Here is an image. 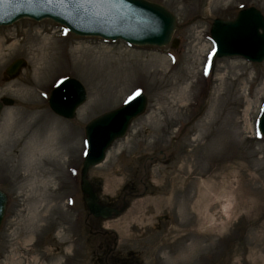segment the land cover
Returning a JSON list of instances; mask_svg holds the SVG:
<instances>
[{
	"label": "rangeland",
	"instance_id": "374dc122",
	"mask_svg": "<svg viewBox=\"0 0 264 264\" xmlns=\"http://www.w3.org/2000/svg\"><path fill=\"white\" fill-rule=\"evenodd\" d=\"M149 1L176 16L175 48L86 38L50 19L0 25V99H13L0 110V264H112L129 250L147 264H264V138L255 124L264 60L222 56L205 70L212 21L249 6L264 17V0ZM19 58L26 64L9 77ZM66 76L86 90L71 118L47 102ZM137 92L144 112L87 172L100 202L124 210L93 217L80 190L85 125Z\"/></svg>",
	"mask_w": 264,
	"mask_h": 264
},
{
	"label": "water",
	"instance_id": "95a60500",
	"mask_svg": "<svg viewBox=\"0 0 264 264\" xmlns=\"http://www.w3.org/2000/svg\"><path fill=\"white\" fill-rule=\"evenodd\" d=\"M22 17L35 20L50 18L74 34L99 36L103 39H121L136 45L178 46L172 38L177 26L176 17L156 2L148 0H0V24H10ZM215 44L211 58L238 55L251 62L264 60V17L253 6L241 9L233 19L215 18L210 33ZM22 58L14 60L7 68L14 77L25 65ZM48 103L52 110L63 117L74 116L76 108L84 102V86L75 78L67 77L50 92ZM13 99L2 97L3 105ZM146 107V96L139 93L122 106L107 111L85 125L87 152L80 171V189L89 213L107 219L118 215L124 208L100 203L97 192L87 178L88 169L105 158L112 140L122 137L131 122ZM258 130L264 136V109L258 120ZM7 197L0 190V225L6 208Z\"/></svg>",
	"mask_w": 264,
	"mask_h": 264
},
{
	"label": "flooded vegetation",
	"instance_id": "af4514ba",
	"mask_svg": "<svg viewBox=\"0 0 264 264\" xmlns=\"http://www.w3.org/2000/svg\"><path fill=\"white\" fill-rule=\"evenodd\" d=\"M153 238H154V236H152L151 239L144 236V240L141 242V244L148 245V243H150V247L155 248L154 244L156 241ZM110 249L113 250V247H111ZM130 249H132V248H130ZM111 251H108V252L110 253ZM111 260H112V264H147V263H145V260L142 258L141 253L139 254L135 250L127 251L123 259L115 258V257L111 256ZM149 264H160V262H157L154 259V260L150 261ZM161 264H163V263H161Z\"/></svg>",
	"mask_w": 264,
	"mask_h": 264
},
{
	"label": "bare ground",
	"instance_id": "6f19581e",
	"mask_svg": "<svg viewBox=\"0 0 264 264\" xmlns=\"http://www.w3.org/2000/svg\"><path fill=\"white\" fill-rule=\"evenodd\" d=\"M1 50H2V43H0V58L3 59V55L1 53ZM107 157H108V155H107ZM222 211H223V218H224V220H229L231 218V216H232V214H231V203L230 202H227L226 204H224L222 206ZM223 224H224V222L221 221L220 222V225H223Z\"/></svg>",
	"mask_w": 264,
	"mask_h": 264
},
{
	"label": "snow or ice",
	"instance_id": "6c2138e0",
	"mask_svg": "<svg viewBox=\"0 0 264 264\" xmlns=\"http://www.w3.org/2000/svg\"><path fill=\"white\" fill-rule=\"evenodd\" d=\"M137 94H139V93H137Z\"/></svg>",
	"mask_w": 264,
	"mask_h": 264
}]
</instances>
